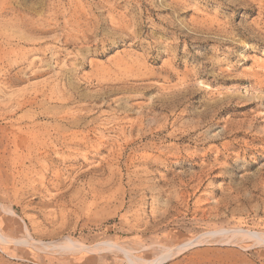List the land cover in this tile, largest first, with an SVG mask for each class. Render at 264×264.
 Listing matches in <instances>:
<instances>
[{
    "label": "rangeland",
    "instance_id": "374dc122",
    "mask_svg": "<svg viewBox=\"0 0 264 264\" xmlns=\"http://www.w3.org/2000/svg\"><path fill=\"white\" fill-rule=\"evenodd\" d=\"M0 231V264H264V0H0Z\"/></svg>",
    "mask_w": 264,
    "mask_h": 264
},
{
    "label": "bare ground",
    "instance_id": "6f19581e",
    "mask_svg": "<svg viewBox=\"0 0 264 264\" xmlns=\"http://www.w3.org/2000/svg\"><path fill=\"white\" fill-rule=\"evenodd\" d=\"M122 58V57H121ZM132 68V67H131ZM116 69V68H115ZM55 70V69H54ZM64 70V69H63ZM70 70V69H68ZM72 70V69H71ZM70 70V71H71ZM129 70V69H128ZM73 71V70H72ZM70 75V74H69ZM75 75V74H74ZM147 75V74H146ZM56 76V75H54ZM53 76V77H54ZM141 76V75H140ZM138 78V77H137ZM58 79V78H57ZM59 79H62L61 76L59 77ZM122 81V80H121ZM56 84V83H55ZM61 84V83H60ZM76 84V83H75ZM68 85V84H67ZM111 85V84H110ZM48 86V85H47ZM57 87V86H56ZM55 87V88H56ZM124 88V87H123ZM47 89V88H46ZM58 89V88H57ZM64 90V89H63ZM97 90V89H96ZM170 91V90H169ZM69 92V91H68ZM94 92V91H93ZM101 92V91H100ZM43 93V92H42ZM41 93V94H42ZM74 93V92H73ZM127 94V93H126ZM175 95V94H174ZM55 96V95H54ZM74 96V95H73ZM75 97V96H74ZM125 97V96H124ZM140 97V96H139ZM160 97V96H159ZM166 97V95H165ZM163 98V97H162ZM72 99V95H67V92L66 93H63L61 91H58V93L56 94V97H55V100L56 102L59 104H62V105H67L70 100ZM76 99V98H75ZM89 99V98H88ZM160 99V98H159ZM158 99V100H159ZM98 100V99H97ZM103 100V99H102ZM107 100V99H106ZM78 101V100H77ZM80 101V100H79ZM112 101V100H111ZM102 102V101H101ZM104 102V101H103ZM102 102V103H103ZM118 102V101H116ZM29 104L31 103L30 101L28 102ZM75 103V102H74ZM28 105V104H27ZM97 105V104H96ZM100 105V104H99ZM80 106V105H79ZM75 107V111L74 112H85V113H89V112H92V109L93 107L91 106H87V105H81L80 107ZM146 106V105H145ZM112 107V106H111ZM137 107V106H135ZM119 108V106H118ZM111 109V108H110ZM137 109V108H136ZM65 110V109H64ZM53 111V110H52ZM71 109L69 110H66L64 111L63 113H61L58 117L57 114L54 115L55 118L59 119V118H63L65 116H68L72 113H70ZM108 111V110H107ZM112 111V110H111ZM115 111V110H114ZM142 111V110H141ZM128 112V111H127ZM109 113V112H108ZM120 113V112H119ZM139 114V113H138ZM144 115V114H143ZM74 116V114H73ZM83 116V115H82ZM150 116V115H149ZM33 117V116H32ZM33 118L36 119V117L34 116ZM53 118V117H52ZM70 118V117H69ZM68 118V119H69ZM108 118V117H107ZM27 119V118H26ZM35 119H32V121H35ZM23 120V119H22ZM22 120H19V121H22ZM135 120V119H134ZM139 120V119H138ZM29 121V120H28ZM63 121V120H62ZM30 122V121H29ZM58 122V121H56ZM54 122V123H56ZM128 122V121H127ZM32 125H29V126H26L25 128H21V127H16V128H13L12 130L15 131L16 133H20V134H24L26 137H28V148L29 147H42V148H45V149H49V148H52V147H55V146H59V145H72V144H75V145H80L83 144L84 142L87 141L88 139V133H79L77 130L75 131L74 129L68 133V137L67 139H65L66 137V134L68 131L64 130V129H61V127L57 125H48V126H45V125H41L39 123H35V122H31ZM93 123V122H92ZM19 124V123H18ZM26 124V123H25ZM117 124V123H116ZM119 124V123H118ZM124 124V123H123ZM25 126V125H24ZM76 127V126H73V128ZM132 127V126H131ZM79 128V127H78ZM84 129V128H83ZM96 129V128H95ZM114 129V128H113ZM121 129V128H120ZM87 129H85L86 131ZM124 132V131H123ZM125 133V132H124ZM102 134V133H101ZM117 135V134H116ZM102 136V135H101ZM114 137V136H113ZM120 141V140H119ZM121 142V141H120ZM124 142V141H123ZM30 149V148H29ZM53 149V148H52ZM61 149V148H60ZM57 150V149H56ZM111 153V152H110ZM122 154V153H121ZM85 158V157H84ZM105 158V157H104ZM72 161V160H71ZM113 161V160H112ZM112 164V163H111ZM124 164V163H123ZM96 167V166H95ZM112 167V166H111ZM93 168V167H92ZM107 169V168H106ZM111 171V170H110ZM86 172V171H85ZM112 172V171H111ZM142 172V171H140ZM114 173V172H113ZM117 173V172H116ZM115 174V173H114ZM114 174H110V176H108V181H112L113 180V177ZM119 175V174H118ZM90 180V179H89ZM106 180V179H105ZM104 180V181H105ZM98 181V180H97ZM96 181V182H97ZM135 181V180H134ZM106 182V181H105ZM95 183V182H94ZM103 183V182H102ZM108 183V182H107ZM106 183V184H107ZM115 183V182H114ZM105 184V185H106ZM103 185V184H102ZM94 186V185H93ZM99 186V185H98ZM97 187V186H96ZM100 188V187H99ZM104 194V193H103ZM76 195H74L75 197ZM110 197V196H109ZM259 237V236H258ZM11 239H9L4 233H2L0 231V242L4 243L6 241H9ZM264 240V239H263ZM262 240V241H263ZM102 247L106 248V249H111L112 250L116 249V246L115 245H112L111 243H105L102 245ZM121 250V248H119ZM123 249V248H122ZM167 250V249H166ZM128 252V251H127ZM168 252V251H167ZM166 252V253H167ZM127 254V253H126ZM127 256V255H126ZM129 258H132V257H129ZM127 258V259H129ZM169 258V257H168ZM130 260V259H129ZM144 263V262H143Z\"/></svg>",
    "mask_w": 264,
    "mask_h": 264
}]
</instances>
